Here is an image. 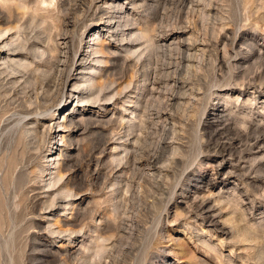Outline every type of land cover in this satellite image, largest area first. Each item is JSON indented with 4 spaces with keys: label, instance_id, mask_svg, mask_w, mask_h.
Wrapping results in <instances>:
<instances>
[{
    "label": "rangeland",
    "instance_id": "obj_1",
    "mask_svg": "<svg viewBox=\"0 0 264 264\" xmlns=\"http://www.w3.org/2000/svg\"><path fill=\"white\" fill-rule=\"evenodd\" d=\"M11 1L0 264H264V0Z\"/></svg>",
    "mask_w": 264,
    "mask_h": 264
},
{
    "label": "bare ground",
    "instance_id": "obj_2",
    "mask_svg": "<svg viewBox=\"0 0 264 264\" xmlns=\"http://www.w3.org/2000/svg\"><path fill=\"white\" fill-rule=\"evenodd\" d=\"M20 1V0H19ZM28 1V0H27ZM40 1H42V0H40ZM81 1V0H80ZM18 2V1H17ZM34 2V1H33ZM37 2V1H36ZM82 2V1H81ZM96 2V1H95ZM30 3V2H29ZM37 3H39V2H37ZM44 3H48V4H53L54 3V0H43L42 1V4L44 5ZM84 3V2H83ZM81 4L79 7H77V5H76V7L77 8H79V9H81L82 11H86V10H90L91 8H92V6H94L93 5V3H94V1L93 0H85V4ZM12 4H13V1H11V0H0V5H2V7H6V8H9V10H11V14L9 15V16H6V15H4V11L3 12H1L0 11V41L1 40H3V38L5 37V35H7L9 32H11V31H13V30H15V29H18L16 26H13L12 24H13V21H12V19H16L17 18V22L18 23H20L19 21L21 20V19H18V14L17 13H14V11H12ZM27 4V3H26ZM32 4V3H31ZM41 4V5H42ZM55 4V3H54ZM80 4V3H79ZM28 5V4H27ZM37 5V4H36ZM58 5V4H57ZM216 5V4H215ZM18 6H19V4H18ZM120 6V5H119ZM11 7V8H10ZM23 7H25V6H23ZM36 6H33V8H35ZM21 8V7H20ZM20 8H18V9H20ZM74 8V7H73ZM111 8H113V7H111ZM110 8V9H111ZM117 8V7H116ZM120 9L122 8V6H120L119 7ZM4 9V8H3ZM2 9V10H3ZM93 9V8H92ZM100 9H101V7H100ZM219 9V8H218ZM216 10V9H215ZM33 11H34V9H33ZM94 11V10H93ZM100 11H102V10H100ZM107 11V10H106ZM88 12V11H87ZM90 12V11H89ZM77 13H79V11L77 12ZM96 13H98V12H95L94 14L96 15ZM101 13V12H100ZM107 13V12H106ZM93 14V15H94ZM93 15H91V16H93ZM76 16V15H75ZM103 16V15H102ZM102 16H101V19H102ZM96 17V16H95ZM111 17V16H110ZM50 18V17H49ZM53 18V17H52ZM77 18V17H76ZM100 18V17H99ZM214 18V17H213ZM92 20V19H91ZM94 20V19H93ZM113 20V18H110L109 20H108V22H110L111 23V21ZM71 21V20H70ZM73 21V20H72ZM21 22H23L22 20H21ZM112 22H115L114 20L112 21ZM120 22V21H119ZM72 23V22H71ZM116 23V22H115ZM122 23V22H121ZM133 23V22H132ZM66 24H68V22L66 23ZM75 26V25H74ZM117 27V26H116ZM117 29V28H116ZM149 29V28H148ZM147 30V29H146ZM149 31V30H148ZM147 31V32H148ZM219 31V30H218ZM217 31V32H218ZM74 32V31H73ZM15 33V32H14ZM144 33V32H143ZM11 35H13V34H11ZM72 35V34H71ZM9 36H10V34H9ZM212 36V35H211ZM140 37V36H139ZM143 37V36H142ZM11 38V37H10ZM13 39V38H12ZM100 40V39H99ZM202 40V39H201ZM230 40V39H229ZM6 41V40H5ZM227 41V40H226ZM225 41V42H226ZM4 42V41H3ZM10 43H12V42H10ZM73 43V42H72ZM228 43V42H227ZM66 44V43H65ZM102 44V43H101ZM11 45V44H10ZM9 45V46H10ZM2 46V45H1ZM8 46V47H9ZM44 46V45H43ZM42 46V47H43ZM68 46V45H67ZM227 46V45H226ZM74 47V46H73ZM191 47H192V45H191ZM1 48V47H0ZM45 48V47H44ZM67 48V47H66ZM99 48V47H98ZM230 48V47H229ZM37 49H40V48H38L37 47ZM47 49V48H46ZM73 49V48H72ZM71 49V50H72ZM194 49V48H193ZM41 50V49H40ZM45 50V49H44ZM48 50V49H47ZM60 50V49H59ZM109 50V49H108ZM39 51V50H38ZM37 51V52H38ZM43 51V50H42ZM73 51V50H72ZM95 51V50H94ZM217 51V50H216ZM2 52V51H1ZM39 52H41V51H39ZM189 52V51H188ZM46 53V52H45ZM51 54H53V53H51ZM50 54V55H51ZM64 54V53H63ZM69 54H70V52H69V49L67 50V52H65V60H64V62L61 60V62H63V64L65 63V65H66V63L68 62V56H69ZM115 54H116V52H115ZM193 54V53H192ZM227 54V53H226ZM44 55V54H43ZM54 55V54H53ZM71 55H72V53H71ZM184 55H185V53H184ZM74 56H76V55H74ZM43 57V56H42ZM51 57V56H50ZM73 57V56H72ZM11 58V57H10ZM185 58V57H184ZM184 58H183V60H184ZM5 59V58H4ZM3 58H1L0 57V62H2V63H0V67H2V66H6L8 69L9 68H13L11 65H9V61L8 62H6L5 60H4ZM69 59H70V57H69ZM72 59V58H71ZM70 59V60H71ZM75 59H76V57H75ZM74 59V60H75ZM73 60V59H72ZM73 60V61H74ZM103 61V60H102ZM222 62V61H221ZM60 63V62H59ZM69 63H70V61H69ZM62 64V65H63ZM192 64V63H191ZM103 65V64H102ZM61 66V65H60ZM189 66V65H188ZM40 67V66H39ZM1 69V68H0ZM68 69V68H67ZM3 69H1V71H2ZM190 69H188L187 70V72L189 71ZM0 71V72H1ZM101 71V70H100ZM186 72V73H187ZM191 72V71H190ZM194 73V72H193ZM1 74V73H0ZM3 75V74H2ZM90 75V74H89ZM194 76V75H193ZM237 80V79H236ZM85 81V80H84ZM92 81V80H91ZM178 81V80H177ZM86 82V81H85ZM179 82V81H178ZM89 83H91V82H89ZM94 83V82H93ZM86 84V83H85ZM177 84V83H176ZM86 88H88L87 87V85H86V87L84 88L85 90H86ZM184 88V87H183ZM99 91V90H98ZM100 92V91H99ZM184 98V97H183ZM74 108V107H73ZM39 110V109H38ZM38 112V111H37ZM68 112V109H66L65 111H64V114L61 116V119H62V123H61V125H60V127H61V131L62 130H65L66 128H69V127H71L70 125L69 126H66V123H67V121H66V113ZM173 114V113H172ZM224 114V113H223ZM70 120V119H69ZM72 120V119H71ZM166 120L167 121H171V119L169 118V117H166ZM28 124V123H27ZM32 125V124H31ZM175 125V124H174ZM22 126H23V130L21 131V133H20V135H19V140H18V146H20L21 144H22V142L24 143V141L26 140V139H28L29 137H31V136H33V134L34 135H37V131L36 130H32V129H29L28 127H27V125L26 124H22ZM33 133V134H32ZM60 137H61V142H63V143H65V136H61L60 135ZM31 139H33V138H31ZM28 140H30V138L28 139ZM33 141H35V140H33ZM26 144V143H25ZM24 144V145H25ZM32 144H33V142H32ZM37 144V143H36ZM32 148V147H31ZM29 149V148H28ZM30 150V149H29ZM51 153H50V155H49V157L48 158H50V161H52L53 159H54V157H56V156H60V153H59V151H57V152H54V151H50ZM170 152V151H169ZM59 153V154H58ZM10 159H12V160H14V162H15V160H16V155H15V153H13L10 157H9ZM8 159V158H7ZM54 161V160H53ZM6 163V162H5ZM175 163V162H174ZM177 163V162H176ZM15 164L16 163H13V162H11L10 163V165H9V170H11L10 172H12V168H13V166H15ZM54 165L56 166V169L58 170L57 172H58V175H57V177H59L60 179H62L63 178V175L61 174V172H60V165L56 162V163H54ZM156 165H157V162L155 163V162H150V164H149V166H150V170L152 171V174L153 175H156L155 174V172L156 171H160V170H158L157 169V167H156ZM4 168V167H3ZM6 169V168H5ZM16 169V168H15ZM55 169V170H56ZM4 170V169H3ZM175 170V169H174ZM181 170V169H180ZM5 171V170H4ZM3 172V171H2ZM15 173V172H14ZM169 173V172H168ZM5 174V173H4ZM7 175V174H6ZM11 175V174H10ZM159 176V175H158ZM166 176V175H165ZM3 177V176H2ZM13 177V176H12ZM164 177V176H163ZM216 177V176H215ZM173 178V177H172ZM1 179V178H0ZM7 179V178H6ZM175 179V178H174ZM2 180V179H1ZM7 181V180H6ZM53 182V181H52ZM3 192V191H2ZM2 194V193H1ZM184 197V196H183ZM69 204H67V206H68ZM199 205V204H198ZM6 207H8V206H6ZM205 208H206V206H205V202H202V203H200V205L199 206H196V209H195V207H194V211H195V216H200L201 217V221H202V225H204V224H206V225H209V226H213L214 224H215V220L213 219V217H211L210 216V214L207 212V211H205ZM6 214V213H5ZM218 223V222H217ZM65 226L63 225V226H61V227H59V230H58V232H60V233H75L76 231L75 230H72V229H68V228H64ZM140 227V226H139ZM205 230V229H204ZM211 232V231H210ZM212 233V232H211ZM145 234V233H144ZM140 238V237H139ZM138 238V239H139ZM144 243V242H143ZM142 245V244H141ZM132 247V246H131ZM134 250V249H133ZM137 250V249H136ZM133 252V251H132ZM130 253V252H129ZM128 254V253H127ZM126 256V255H125ZM143 258V257H142ZM145 259V258H144ZM133 262V261H132ZM139 263V262H138ZM140 263H142V262H140Z\"/></svg>",
    "mask_w": 264,
    "mask_h": 264
}]
</instances>
